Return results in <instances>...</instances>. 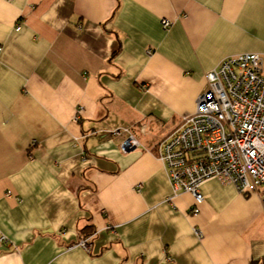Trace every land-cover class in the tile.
Instances as JSON below:
<instances>
[{"label": "crops", "instance_id": "obj_1", "mask_svg": "<svg viewBox=\"0 0 264 264\" xmlns=\"http://www.w3.org/2000/svg\"><path fill=\"white\" fill-rule=\"evenodd\" d=\"M243 52L264 0H0V264H264L260 194L211 178L195 215L155 148Z\"/></svg>", "mask_w": 264, "mask_h": 264}, {"label": "built area", "instance_id": "obj_2", "mask_svg": "<svg viewBox=\"0 0 264 264\" xmlns=\"http://www.w3.org/2000/svg\"><path fill=\"white\" fill-rule=\"evenodd\" d=\"M162 23L169 27L172 22L165 18ZM206 77L208 85L198 95L195 111L182 116L175 129L157 142V154L174 191L193 194V214L200 213L205 200L201 185L211 178L234 184L243 194L259 193L264 208V58L257 52L230 55ZM128 131L116 129L113 134ZM139 145L129 133L120 150ZM90 238L83 236L69 248L90 251Z\"/></svg>", "mask_w": 264, "mask_h": 264}, {"label": "water", "instance_id": "obj_3", "mask_svg": "<svg viewBox=\"0 0 264 264\" xmlns=\"http://www.w3.org/2000/svg\"><path fill=\"white\" fill-rule=\"evenodd\" d=\"M133 149V148H132ZM131 150V149H130Z\"/></svg>", "mask_w": 264, "mask_h": 264}]
</instances>
